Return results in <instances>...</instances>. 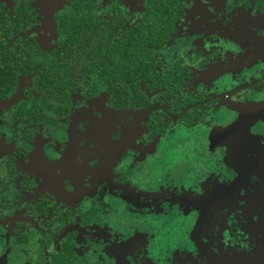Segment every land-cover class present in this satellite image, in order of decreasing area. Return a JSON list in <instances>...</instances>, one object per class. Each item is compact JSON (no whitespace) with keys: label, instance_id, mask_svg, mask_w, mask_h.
Returning <instances> with one entry per match:
<instances>
[{"label":"flooded vegetation","instance_id":"af4514ba","mask_svg":"<svg viewBox=\"0 0 264 264\" xmlns=\"http://www.w3.org/2000/svg\"><path fill=\"white\" fill-rule=\"evenodd\" d=\"M61 2L0 0V264H112L102 244L161 224L167 231L152 248L160 260L264 264V225L212 204L200 236L207 243L189 251L200 242L178 184L229 170L214 157L233 116L264 126V37L253 32L264 13L245 15L253 0H120L111 9L68 0L53 30L44 13ZM112 129L123 133L119 146L107 140ZM89 151L105 163L85 178L73 154L82 162ZM171 157L183 159L181 175ZM69 175L71 193L72 181L60 179ZM253 195L258 207L259 185ZM173 246L178 259L165 255Z\"/></svg>","mask_w":264,"mask_h":264},{"label":"snow or ice","instance_id":"6c2138e0","mask_svg":"<svg viewBox=\"0 0 264 264\" xmlns=\"http://www.w3.org/2000/svg\"><path fill=\"white\" fill-rule=\"evenodd\" d=\"M255 7L245 3L246 12L245 15L249 17H255L259 13H264V0H253ZM68 3V0H62L58 6L52 5V7L44 13L52 21V29H57L56 12L64 4ZM100 3V0H97ZM105 4L109 5V9L112 7L119 6L120 0H104ZM226 3L232 7H236L232 4V0H226ZM102 10L104 9L103 4H101ZM210 10V9H209ZM230 7L228 11H231ZM261 23L259 25L260 31L256 32L253 28V32L256 35L264 37V16H260ZM235 48V45H230ZM238 50V49H237ZM80 107V105H76ZM103 112L104 109H101ZM243 117H232V122H229L228 126L221 130V135L226 137L218 143H223L225 151L223 155H217L214 157V162L220 165L229 164V170L224 173L223 176L219 174L213 177L211 183H205L201 185L196 183L193 187L191 183H185L184 180H179L178 184L180 190L184 192L187 197V202L184 208V215L189 216L192 223L195 225V231L190 229L192 232V239L200 242V236L205 233L202 231L204 227V207L206 205L212 204L218 206L225 213H244L248 216V219L254 224L264 225V157L261 156V152L264 151V126L257 128L254 121H248L242 123ZM103 117H97V123H103ZM240 128L239 133H235L234 130ZM75 125L72 126L74 131ZM70 131V134H71ZM86 129L81 127V133H85ZM115 133V134H114ZM123 133L112 129L107 132V140L114 146H119ZM68 139V136H65ZM81 141H83V135H81ZM137 143L139 141H136ZM257 149L259 150V155L257 154ZM219 151V150H217ZM55 161H61L67 159V153L62 155H56L52 158ZM173 164L170 165L172 171L176 175H181L184 170V161L180 157H171ZM73 160L76 165H82L83 170L80 174L85 176L87 172L97 173L100 172L105 163L103 157L97 159L93 156L91 151H89L87 158L84 161H79V158L73 154ZM259 164V171L254 170L255 164ZM110 168L112 165L109 166ZM119 171V169H116ZM61 186L63 187L68 180L72 181V184L68 186V192H73V188L77 187L75 175H69L67 177H61ZM173 180L168 179L167 184H172ZM161 184L165 187L164 181ZM257 185H259V206L257 207V202L254 197V193L257 190ZM157 186V190H158ZM198 202V203H197ZM182 203H184L182 201ZM173 204H166L163 206V214L166 215L167 211ZM198 209V210H197ZM243 219V216L240 217ZM224 219L231 223V219L225 216ZM163 229V232L161 231ZM167 231L166 224H161L159 229L153 230L151 227L142 228L137 226V232L146 233V235H137L136 233H129L128 235H121L120 237H113L115 241L114 247H104V251L111 256L112 264H135L134 255L132 254V249L136 248L140 256L145 258V264H152V261L157 260L158 264H171L170 261L160 260L158 255L152 253V248L154 245L161 244L163 234ZM199 233V234H198ZM223 236H228V233L223 232ZM151 238L152 243H149ZM120 240L124 241V244H120ZM207 241H202L197 244H190L188 250L195 251L197 246L203 247ZM131 246V247H129ZM123 249V250H121ZM166 256L175 255L178 259L179 253L176 251V246H173L170 252L165 253ZM138 258V257H137ZM102 259L106 260L102 254Z\"/></svg>","mask_w":264,"mask_h":264}]
</instances>
